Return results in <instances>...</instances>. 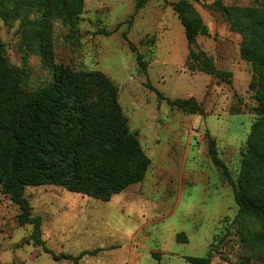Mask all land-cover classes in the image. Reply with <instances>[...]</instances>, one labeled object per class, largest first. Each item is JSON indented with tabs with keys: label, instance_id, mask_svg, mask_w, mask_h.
<instances>
[{
	"label": "rangeland",
	"instance_id": "1",
	"mask_svg": "<svg viewBox=\"0 0 264 264\" xmlns=\"http://www.w3.org/2000/svg\"><path fill=\"white\" fill-rule=\"evenodd\" d=\"M136 1L84 0L78 19L52 21L53 62L76 73L100 71L116 84L129 129L138 133L151 165L141 183L108 202L53 185L27 187L32 214L42 218L46 247L73 256L100 249L79 264H190L188 257H209L211 264H264V225L240 210L232 185L208 150L212 138L237 185L259 118L258 72L241 56V34L216 7L257 8L264 0H187L210 33L199 36L193 49L230 72V82L187 69L189 46L172 9L179 0L150 1L138 11ZM134 13L127 37L147 64L146 72L122 38L127 24L110 36L100 33L115 30ZM28 32L22 17H4L0 10L4 54L24 77L26 91L34 93L53 82V71L43 64L39 45L26 39ZM147 81L167 98H196L205 114L172 108ZM18 214L0 189V264H73L23 244L32 226H19Z\"/></svg>",
	"mask_w": 264,
	"mask_h": 264
},
{
	"label": "trees",
	"instance_id": "2",
	"mask_svg": "<svg viewBox=\"0 0 264 264\" xmlns=\"http://www.w3.org/2000/svg\"><path fill=\"white\" fill-rule=\"evenodd\" d=\"M150 1L160 0H137L136 11ZM83 9L84 0H0L4 17L9 14L22 17L29 29L26 39L39 45L43 64L53 71V82L48 87L28 93L24 77L9 62L0 39V189L19 208V226H32L23 244L41 247L57 262L73 264H79L85 255H96L100 249L79 256L50 251L42 235V218L32 214V206L25 197L26 188L53 185L108 202L128 187L141 183L151 165L138 141V133L129 129L116 84L100 71L76 73L53 62L52 21L72 22ZM172 9L185 30L189 46L187 69L230 82V72L219 70L206 52L193 49L199 36L210 35L193 5L179 0L172 4ZM216 10L233 31L241 34V56L258 72L254 85L259 118L243 152L237 185L212 138H208L209 155L222 178L232 185L240 210L264 225V6H217ZM32 14L36 17L29 19ZM135 14L119 23L115 30L100 33L110 36L127 24L122 38L136 54L140 69L146 72L147 64L127 37ZM146 86L172 108L190 115L205 114L194 97L170 99L148 81ZM187 261L211 264L209 257H188Z\"/></svg>",
	"mask_w": 264,
	"mask_h": 264
}]
</instances>
